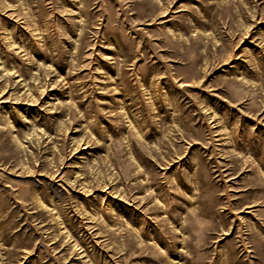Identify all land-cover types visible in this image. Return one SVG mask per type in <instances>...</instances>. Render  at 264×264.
Listing matches in <instances>:
<instances>
[{
	"label": "rangeland",
	"instance_id": "1",
	"mask_svg": "<svg viewBox=\"0 0 264 264\" xmlns=\"http://www.w3.org/2000/svg\"><path fill=\"white\" fill-rule=\"evenodd\" d=\"M0 264H264V0H0Z\"/></svg>",
	"mask_w": 264,
	"mask_h": 264
}]
</instances>
